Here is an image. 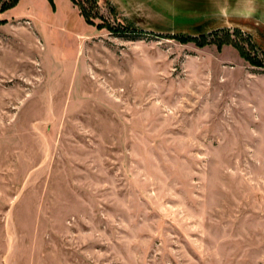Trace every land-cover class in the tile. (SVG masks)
I'll use <instances>...</instances> for the list:
<instances>
[{"label":"rangeland","instance_id":"obj_1","mask_svg":"<svg viewBox=\"0 0 264 264\" xmlns=\"http://www.w3.org/2000/svg\"><path fill=\"white\" fill-rule=\"evenodd\" d=\"M263 29L264 0H0V264H264Z\"/></svg>","mask_w":264,"mask_h":264},{"label":"bare ground","instance_id":"obj_2","mask_svg":"<svg viewBox=\"0 0 264 264\" xmlns=\"http://www.w3.org/2000/svg\"><path fill=\"white\" fill-rule=\"evenodd\" d=\"M244 20H246V19H244ZM244 20H243V21H244ZM249 20H250V19H249ZM228 22H229V21H228ZM251 22H252V21H251ZM233 23H234V22H233ZM252 23H253V22H252ZM239 24H240V23H239ZM242 25H243V24H242ZM252 26H253V25H252ZM254 26H255V25H254ZM247 27H248V26H247ZM262 27H263V26H262ZM249 28H250V27H249ZM257 30H258V29H257ZM263 30H264V29H263Z\"/></svg>","mask_w":264,"mask_h":264}]
</instances>
